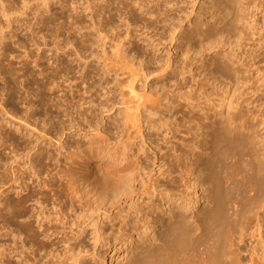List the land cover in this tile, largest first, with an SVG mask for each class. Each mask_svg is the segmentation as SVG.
<instances>
[{"label":"rangeland","instance_id":"rangeland-1","mask_svg":"<svg viewBox=\"0 0 264 264\" xmlns=\"http://www.w3.org/2000/svg\"><path fill=\"white\" fill-rule=\"evenodd\" d=\"M2 1L0 124L6 133L0 137L1 180L10 179L12 165L28 168L29 149L32 154L48 150L55 174L69 159L66 148L78 154L73 160L84 161L81 156L105 137L123 155L81 165L79 172L87 175L81 174L78 186L85 203L104 195L124 167L123 179L134 192L131 199L122 194L114 206L106 204L96 216L125 215L130 205L131 212L136 205L160 213L175 207L200 234V219L214 210L229 215L219 244L206 236L170 263L264 264V0H145L144 13L129 5L131 0ZM56 56L65 71H54ZM84 67L85 82L80 78ZM161 94L170 111L163 110L162 120L158 113L143 117L138 131L132 111ZM72 118L78 128H69ZM91 118L96 128L89 127ZM17 167L16 174L22 169ZM1 199L3 206L4 195ZM207 199L213 209L200 218ZM89 246L94 250L92 241ZM109 247L97 246L99 263L104 257L106 264L133 259L130 245Z\"/></svg>","mask_w":264,"mask_h":264},{"label":"bare ground","instance_id":"bare-ground-1","mask_svg":"<svg viewBox=\"0 0 264 264\" xmlns=\"http://www.w3.org/2000/svg\"><path fill=\"white\" fill-rule=\"evenodd\" d=\"M143 2H145V0H131L129 5L132 4L131 6H133V8L137 7L138 10H144L145 7L143 5ZM78 3L79 2H77V4ZM146 7L150 9V6H146ZM125 9L127 10V8H125ZM137 9H135V10L131 9V10L137 11ZM130 11H127V13ZM147 11H149V10H147ZM137 12H139V11H137ZM144 12H146V10H144L143 13ZM140 13L142 14L141 11H140ZM140 13L139 14L136 13V14L139 16ZM131 14H132V12H131ZM4 15H5V13H4ZM146 16H147V14H146ZM130 17H131V15H130ZM139 19H141V17ZM140 21H142V20H140ZM133 25H135V24H133ZM27 27H28V25H27ZM1 29H4V28H1ZM2 32H4V31H2ZM2 32H0V33H2ZM55 33H53V35ZM59 34H58V36H59ZM0 35H2V34H0ZM53 40H54V38H53ZM0 41H2V40H0ZM27 41H28V39H27ZM34 45H35V43H34ZM75 47L76 46H73V48H75ZM39 48H40V46H39ZM62 48L63 47H61V49ZM16 49H17V47H16ZM140 53H141V50H140ZM52 56H54V55H52ZM34 61H37V60H34ZM55 63L56 64L58 63V64L56 65L55 69L53 68L54 71L56 70L60 73V72H63L66 70L67 66H64L65 64H62L59 57L57 59V56H56V60L53 61V64H55ZM39 65H42V64H39ZM84 70H85V67L81 68L80 71L82 72V74L80 75L81 76L80 78H82L83 81L85 82L86 81L85 79L88 75L86 76V74L84 73ZM68 71L69 70H67L66 72H68ZM46 72H48V71H46ZM48 73H50V72H48ZM52 81H55V80H52ZM71 82H74V81L72 80V81H70V83ZM55 84H58V82L53 83V85H55ZM50 85H51V83H50ZM70 87H71V85H70ZM86 91H85V93H86ZM104 94H106V92H104ZM31 97H33V96H31ZM87 99H88V97H87ZM165 99L167 100L166 96H163L161 94V95H159V97H156L155 100L153 99L154 101H152L151 104L144 105L143 107L137 106L135 108V110L132 111V113H131L132 124L138 129V131H140V129H142V125H140V121L143 117H145V119H147V118H149V115H153L156 113L160 114V117H161L160 120H162L165 117L164 115H162L164 113L163 110H166V111L168 110V112L170 111V109H169L170 103H169V101H165ZM90 100H89L90 102L89 101L88 102L91 106V105H93L94 100H92L91 98H90ZM85 103H86V101H85ZM66 104H68V103H66ZM60 105H62V104L60 103ZM14 107H15V105H14ZM160 107H163V109H160ZM27 111H25V112H27ZM79 112H80V110H79ZM84 113L85 112H83L81 114H84ZM70 114H72V113H70ZM85 114H86V116L88 115L87 113H85ZM25 115L27 116V114H24L23 116H25ZM21 116H22V114H21ZM69 116H71V115H69ZM21 119H20V122L23 121ZM85 119H83V120H85ZM76 120H77L76 118L69 119L68 125L70 126L69 127L70 129L71 128H78L80 126V123ZM92 120H93L92 118L90 120H87V122H89V127H91V129H93L94 127L96 128L98 126V124H95ZM33 121H31V122H33ZM64 121H65V119H64ZM25 122L26 121H24L23 123H25ZM26 123H28V121ZM96 123H98V122H96ZM8 124H10V123H8ZM145 125H146V122H145ZM30 126H31V124H30ZM2 127H4V126H2ZM2 127L0 124V137L3 134L2 132H4V131H2L3 130ZM27 127H29V126H27ZM21 129L23 130L24 128H22V126H21ZM26 129H25V131H26ZM8 131H10V130H8ZM36 131H38V130H36ZM48 131H49V129H48ZM22 132H24V130ZM100 132H101V130H100ZM4 133H6V132H4ZM57 133H58V131H57ZM57 133L52 134V135H57ZM29 134H30V132H29ZM50 134H51V132H50ZM211 134L213 135V132ZM4 135H6V134H4ZM7 135L10 136L9 134H7ZM42 137H44V135ZM20 138L23 139L22 136ZM103 138L104 139H100V141L99 140L97 141L98 144L96 143L97 144L96 146L94 144H93L94 146H91L92 144L90 145L91 147L88 148L87 152L81 156V158L85 157L84 161L73 160L72 157L74 155L78 156V154L76 153V151H71L72 146H71V148L69 146H67L69 148H66V147H63L60 145L59 148H66V151L68 152V158L69 159H66V164L64 165V170H58L57 169L58 171L57 172L55 171L56 172L55 174H52V172H54V171L49 170V169H52L49 167V163L51 162L52 154H50V152H48V150H46L45 148H41V149H39V152H35L32 154L31 153L32 150L30 151V149H29L30 147L27 146L30 143L28 142L29 144H27L26 142H24L25 143L24 145L27 144L26 146L29 149V151L27 150L28 151L27 154H25L27 157L26 165H28V168L27 167L25 168V165H23L24 167L20 166L22 169L18 168L16 166L17 169H21V171L18 170V172L16 174V169H15L16 167L15 168L12 167L13 165L11 164L12 166H10L11 167V175H10L11 177H9L10 179L6 180V178H5V180L2 181L0 178V223H3V225H4L3 228H5V230L3 231L4 233L0 232V264H106L105 257L103 258V255H102V258H103L102 262L99 263L97 261V258H98L97 246L98 245H100L102 247L110 246L109 248H111V246L115 245V243L116 244L122 243L123 245L124 244L130 245L133 259L132 260L127 259L124 262V264H133L136 261H139V262H145L146 261V262H149L151 264H159L162 262H169V264H172L175 262L176 257L179 254H182V251H184L188 247L190 248L191 246L195 245L197 242H199V240H201V238L203 239L206 236L207 237L208 236L215 237L217 240L216 241L217 244H219V242L221 241V239L223 237L224 223L227 221V219L229 220V218H228L229 215L227 216L224 213H221V214L216 213L213 210V214L210 215L209 217H207L206 220L201 218V216H206L207 213L213 209L210 206L211 202L209 199H207L205 201V206L198 212V215L201 218L200 219V221H201L200 225H202V232L200 234H198L196 232L198 226L195 224H193V225L187 224L186 220H187L188 216L182 212L175 211V207H170L169 209H165V210H163V212L161 209V213H160L155 208L144 210L140 206L136 205L134 211L131 212V208L133 207V205H130L128 207L127 213L125 215H121L119 213L118 215H116L113 218H111L108 215H105L104 218H101V219H100V215L98 216V214H97V216H96L95 214L97 212H99L100 210H102V209L107 210L106 204H109L111 207L114 206L116 203L119 202L118 197H120L122 194H126V197L131 199L132 193L134 192L132 185H130V183L128 181L123 179V177L126 176L125 173L127 171L126 167H124L121 170L115 172L116 173V175L114 177L115 181H112L111 183H109L107 188H105V191H104V188L103 189L101 188L104 191V195L101 194L99 196V194H98L97 197L94 199V201L90 202V204H89V202L85 203L84 197L82 196L81 190L79 189V186H78V184L81 182V179L84 177V176L80 177L81 174L87 175L84 172L83 173L79 172V170L81 171V165L82 164L85 165V163H86V165L88 166L91 164V162L95 158H100V157L102 158V157L107 156V155L108 156L123 155V153L119 151L118 147L113 148V146H115V145H113V146L110 145L108 138H107L108 141L105 139V137H103ZM9 140H10V138H9ZM215 140H216V138H215ZM7 141L8 140H6L5 142H7ZM15 141H16V139H15ZM28 141H30V140L28 139ZM0 142H1V140H0ZM21 142H22V140H21ZM6 145H7V143H6ZM26 146H24L22 148L27 149ZM73 146H75V145H73ZM87 146H89V145H87ZM77 148H79V147L77 146ZM24 152H26V151L24 150ZM21 155H24V153ZM21 155H19V156H21ZM25 155H24V158H25ZM5 157H4V159H5ZM20 159H22V157L19 158V161H20ZM14 162H16V161L12 160V163H14ZM60 162L62 163V161H60ZM10 163H11V161H10ZM15 164H17V163H15ZM86 165H85V167H86ZM62 166H59V167L61 168ZM7 168H9V167H6V169ZM8 171H9V169H8ZM8 171H6V172H8ZM3 183L6 186L2 185ZM256 184L261 187L260 190L263 189V186H262L263 180L262 179L256 180ZM4 186H5V190H2V187H4ZM14 193H17V196H14L13 195ZM3 195H4V201L5 202L3 201L4 205L2 204L3 206H1V203H2L1 197ZM30 202H32V203H30ZM1 226H0V231H1ZM143 227L145 228V230H142ZM90 241H92L94 244V250L91 249L89 246ZM159 241H163L164 244L159 245L158 244ZM92 250H93V252H91ZM220 250H221V248H220ZM170 262H172V263H170Z\"/></svg>","mask_w":264,"mask_h":264}]
</instances>
